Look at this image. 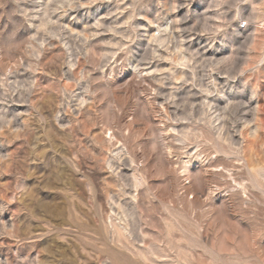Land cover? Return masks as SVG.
Listing matches in <instances>:
<instances>
[{
  "label": "clouds",
  "instance_id": "obj_1",
  "mask_svg": "<svg viewBox=\"0 0 264 264\" xmlns=\"http://www.w3.org/2000/svg\"><path fill=\"white\" fill-rule=\"evenodd\" d=\"M0 264H264V0H0Z\"/></svg>",
  "mask_w": 264,
  "mask_h": 264
}]
</instances>
